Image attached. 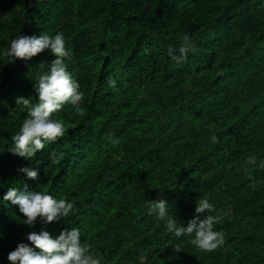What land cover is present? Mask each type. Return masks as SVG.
I'll list each match as a JSON object with an SVG mask.
<instances>
[{"label": "trees", "instance_id": "16d2710c", "mask_svg": "<svg viewBox=\"0 0 264 264\" xmlns=\"http://www.w3.org/2000/svg\"><path fill=\"white\" fill-rule=\"evenodd\" d=\"M43 32L64 34L84 98L53 114L64 135L26 159L10 150L27 116L16 98L38 100L34 80L55 56L10 62L6 50L17 34ZM185 32L194 51L178 64L168 49ZM262 161L264 0H0V264L29 232L71 226L102 264H264ZM9 187L51 192L77 211L25 225L2 200ZM161 198L185 225L196 202H214L224 244L202 251L166 233L145 203Z\"/></svg>", "mask_w": 264, "mask_h": 264}, {"label": "clouds", "instance_id": "9594fccd", "mask_svg": "<svg viewBox=\"0 0 264 264\" xmlns=\"http://www.w3.org/2000/svg\"><path fill=\"white\" fill-rule=\"evenodd\" d=\"M180 40L178 51L172 47L168 49L169 55L178 64L187 61L190 52L194 51L192 37L188 33H182ZM46 49L55 56V59L48 65L47 71L40 73L34 80L38 100L33 102L23 96L16 98L17 105L24 106L27 116L19 130L11 136L13 144L10 150L13 154L26 159L36 156L46 145L64 135V124L55 119L53 114L66 105H71L78 111L84 98L79 82L68 71L66 60L70 59V51L66 47L62 32L55 34L43 32L39 36L17 34L11 40L6 55L10 62H15L18 58L31 60ZM116 83L115 79L109 78L111 87H115ZM212 140L217 142L218 137L213 135ZM51 155L55 157L56 153L52 152ZM246 162L255 165L256 157L248 156ZM259 167H264V161ZM18 171L31 179L39 175L38 170L27 166ZM2 200L18 205L19 212L26 217L22 223L31 227H35L38 219L41 224L46 225L62 218H69L77 211L70 200L42 190L9 187ZM145 203L149 213L163 222V230L177 239L190 236L191 243L202 251H212L224 244L223 231L215 228L224 210L218 209L214 202L206 198L196 202V214L186 225L178 223L176 215L170 212V205L165 199H148ZM3 235L0 232V238H3ZM81 237V229L73 226L63 228L56 236L45 229L31 231L26 236L27 242L18 243L17 247L9 252L8 260L11 264H102V257L94 254L86 243H82Z\"/></svg>", "mask_w": 264, "mask_h": 264}]
</instances>
